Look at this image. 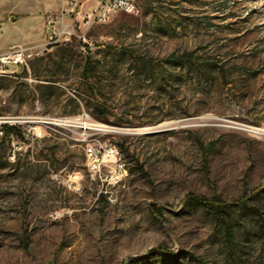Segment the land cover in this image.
Wrapping results in <instances>:
<instances>
[{
  "label": "rangeland",
  "instance_id": "1",
  "mask_svg": "<svg viewBox=\"0 0 264 264\" xmlns=\"http://www.w3.org/2000/svg\"><path fill=\"white\" fill-rule=\"evenodd\" d=\"M63 3L0 0V54L26 55L0 77V113L86 112L122 151L127 187L115 204L95 200L74 130L0 137V264H264V189L254 212L233 208L232 245L211 212L183 201L229 202L264 182V0H134L85 20L88 0L63 12L71 35L54 42L47 20Z\"/></svg>",
  "mask_w": 264,
  "mask_h": 264
},
{
  "label": "built area",
  "instance_id": "2",
  "mask_svg": "<svg viewBox=\"0 0 264 264\" xmlns=\"http://www.w3.org/2000/svg\"><path fill=\"white\" fill-rule=\"evenodd\" d=\"M88 0H64L60 17L50 16L47 20V34L50 40L57 41L71 35L68 24L63 21V12L74 13L82 8ZM134 0H95V9L84 12L82 19L88 20L96 11L99 20H104L116 10L133 11ZM26 55L21 48H14L7 53L0 54V70L8 69L9 77L15 75L18 66L26 64ZM8 77V78H9ZM54 125L74 130L78 141L83 148L84 166L89 176L98 183L95 200L103 199L107 204L118 201L119 192L126 189L128 177V162L120 148L107 138H102L104 127L91 119L86 112H81L73 118H38L37 116L17 115L9 116L0 113V137H3L5 126H14L26 138H35L39 135L37 127ZM12 137L13 133H9ZM16 143V141H15Z\"/></svg>",
  "mask_w": 264,
  "mask_h": 264
},
{
  "label": "trees",
  "instance_id": "3",
  "mask_svg": "<svg viewBox=\"0 0 264 264\" xmlns=\"http://www.w3.org/2000/svg\"><path fill=\"white\" fill-rule=\"evenodd\" d=\"M194 60V54L193 52H183L178 55H175L174 53H170L166 57L167 62H173V63H182L186 64ZM91 68V62L90 59H88L85 62L84 66V73L88 72L89 69ZM5 132L6 134L13 133L17 134L18 130L14 126H5ZM211 148H206L204 149V156L208 155L210 152ZM141 170V169H140ZM145 175L144 173H142ZM264 189V182L261 184V186L253 189L250 191V193H244L241 194L240 196L233 198L229 202H221L218 199L214 198H207L203 195H197V194H187L183 201L184 202H190V203H196L202 206L204 209L207 211L211 212L221 223L222 229L224 231V237L226 242H228L230 245H232L234 241V225L231 222L232 218V210L234 207H240L242 210H248V211H255L256 208L253 206L249 205V201L254 197L259 191ZM151 210L157 214H159V209L151 205ZM151 251L158 252L163 255H170V252L167 251V248L158 245L154 248L151 249Z\"/></svg>",
  "mask_w": 264,
  "mask_h": 264
},
{
  "label": "bare ground",
  "instance_id": "4",
  "mask_svg": "<svg viewBox=\"0 0 264 264\" xmlns=\"http://www.w3.org/2000/svg\"><path fill=\"white\" fill-rule=\"evenodd\" d=\"M0 76H9V70L8 69H1L0 70Z\"/></svg>",
  "mask_w": 264,
  "mask_h": 264
},
{
  "label": "crops",
  "instance_id": "5",
  "mask_svg": "<svg viewBox=\"0 0 264 264\" xmlns=\"http://www.w3.org/2000/svg\"><path fill=\"white\" fill-rule=\"evenodd\" d=\"M0 77H3V76H0ZM4 77H7V76H4Z\"/></svg>",
  "mask_w": 264,
  "mask_h": 264
}]
</instances>
